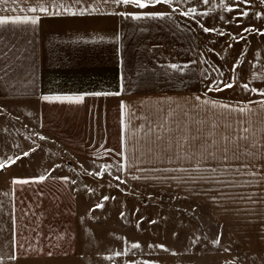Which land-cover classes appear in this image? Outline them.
<instances>
[{"label": "snow or ice", "instance_id": "obj_1", "mask_svg": "<svg viewBox=\"0 0 264 264\" xmlns=\"http://www.w3.org/2000/svg\"><path fill=\"white\" fill-rule=\"evenodd\" d=\"M13 4H16L18 0H11ZM0 3L2 4H8L9 0H0ZM105 4H111L117 8H132L134 11H115V12H108V15H118L121 17H127L131 18L133 20H144V19H171L173 15L179 14L180 16L190 18L195 24L198 26V28L202 29V31L205 34L212 33L219 37L227 36L228 40L230 41L228 43V48L233 47L232 41L239 44L241 41H247V36L250 34H255L260 37H264V28H259L253 25L249 26H243V22L247 20L250 15L255 17L256 20L264 21V12L261 11H251L253 8V0H219L218 4H211L210 0H195V3H193V0H104ZM258 3L262 6H264V0H258ZM74 5H82V0H73ZM200 5L209 6L207 7V10L200 11L198 10ZM160 8L164 9L167 8L168 11H157L155 9ZM219 8L222 13L229 14L231 16V19H228L225 15H219V20L223 22L224 24H235L238 28H241V31L239 33H231L225 31L221 27L213 26L211 28L205 27L204 23L202 22L203 17L209 16L211 13H215L216 9ZM148 9H153V11H148ZM22 12L31 13V15H16V16H0V27H3L5 25H31L36 26L39 24L41 15L43 16H60V15H70V16H84L86 14H92L98 11L95 7H84L79 6L78 10H73L72 6L65 5L63 3L56 4L55 0H51V10L48 6H46L45 2H42V0H36L35 4L28 6L26 9L21 8ZM7 11V9H5ZM15 11V9H13ZM39 13V14H37ZM116 39H119V36L116 37ZM211 52H215V49H209ZM246 54H247V44H245V47L241 50L239 55L235 58V62L233 63L231 69L229 71L231 72V77L229 79H225L224 71L221 70L219 67H212L213 73L215 75H208L202 73V82L204 80L208 81V83H204L203 87L206 89V92L203 93L204 99H201V96H195L194 99L198 104H203L205 106L211 105L212 107H220L223 109H226L228 111L232 112H240L243 113L248 109V105L253 103H259L262 106H264V100L261 101H254L249 100L247 104H242L241 102H236L235 104H224L220 103L216 100L209 99L207 97L208 93L212 92H223L227 89H232L235 86H239L240 89L244 93H250L252 95L264 97V88H258L253 85V81L257 79L264 80V75H257L253 74L246 82H241L239 80L237 70L241 67V65L246 60ZM216 55H220L219 53H216ZM257 59L260 57V53H256ZM204 63H207V61H203ZM250 64V67H255V64H252L251 62H248ZM169 69H171L174 72H181L184 69L188 67V65H181V64H169L167 65ZM123 77H121V80ZM121 88L123 89V85L121 84ZM121 92H93V93H87L83 95H63V96H50V95H42L40 99L42 101H60V102H69V103H82L84 100L85 95H94V96H100V95H120ZM124 104L121 102V109L123 110ZM4 109H0V112H3ZM246 132L247 129H244ZM34 135L38 138V140L44 141L47 139L44 135L40 133H34ZM30 138V137H29ZM33 144L35 145V140L33 141ZM39 145H36L35 147H32L29 151H24L21 155H17L14 158L9 156L7 160H0V170H4L6 168L11 167L12 165L16 164L21 159L30 156L31 153H34ZM113 150L106 149V152L111 153ZM116 156L121 157L122 160L126 161V157H124L122 152L115 153ZM130 165L126 164L125 162H114V163H107V164H101L99 165V171L87 172V175L89 176H97V177H103V175L107 172L109 175H111V169L113 167L116 168L118 172H125L127 170V167ZM56 167H59V165H56ZM138 172L144 171V169L137 168ZM153 171H164V172H170V171H188L187 169H161L156 170L153 169ZM195 171H200V169H195ZM212 172L215 171V169H211ZM250 175L255 176V172L249 173ZM51 178V171L45 174H41L38 177H31V178H12L11 183L12 185H28L33 183H42L46 179ZM147 179V177H141L138 175H132V180H138V179ZM59 179L65 183V184H75L74 180H70L69 177H59ZM113 180H116L118 183L116 184V187L119 188L121 184H126L127 180L122 178L119 175H113ZM157 179H167V177L160 178L157 177ZM193 180L195 179H206L205 177H192ZM89 192L92 190L89 189ZM121 191H124V189H121ZM109 196H104L102 200L97 203L94 208L100 209L104 206V201L109 200ZM111 199H115L114 197H111ZM138 211V210H137ZM121 218H124L126 214L124 212H121L120 214ZM149 223H156V221H149ZM139 226V222L137 224ZM119 238V237H117ZM196 241H193L195 243ZM213 245H219L220 243V237L217 236L215 240L212 241ZM147 247L149 249H159L164 252H169L170 250L162 245V244H148ZM142 246L139 242H127L125 241V247L123 251L114 253L115 256H127L129 252L135 249H141ZM229 249L225 248L224 251H228ZM172 254H175L174 252ZM49 256L52 255L51 252L48 253ZM11 259L15 260L16 256L13 255L10 257ZM112 257H107V259H111ZM125 264H154V262L150 260H133L131 262L125 261ZM227 264H234V261H229Z\"/></svg>", "mask_w": 264, "mask_h": 264}]
</instances>
